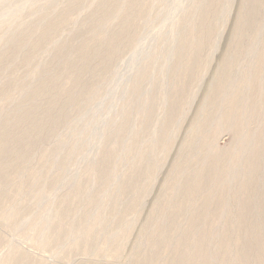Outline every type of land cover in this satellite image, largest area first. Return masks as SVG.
<instances>
[{
    "label": "rangeland",
    "instance_id": "obj_1",
    "mask_svg": "<svg viewBox=\"0 0 264 264\" xmlns=\"http://www.w3.org/2000/svg\"><path fill=\"white\" fill-rule=\"evenodd\" d=\"M0 156V264H264V0H0Z\"/></svg>",
    "mask_w": 264,
    "mask_h": 264
},
{
    "label": "bare ground",
    "instance_id": "obj_2",
    "mask_svg": "<svg viewBox=\"0 0 264 264\" xmlns=\"http://www.w3.org/2000/svg\"><path fill=\"white\" fill-rule=\"evenodd\" d=\"M111 46V45H110ZM106 66V65H105ZM44 85V84H43ZM44 86H42L41 89H43ZM69 94V93H68ZM33 111V110H32ZM52 117V116H51ZM17 119V118H16ZM19 121L21 122H26L28 120H30V115H23L20 119H18ZM55 121V120H54ZM34 124V123H33ZM42 124V123H41ZM41 129V127L38 125H32V124H29V127H27V129H25L22 134L20 135L19 137V141L21 142H24L28 137H29V134L31 131H39ZM8 134H3L1 135V141L2 140H6L8 137H7ZM26 155V154H25ZM25 155L24 154H20L19 157H17V160L21 161L25 158ZM2 157V156H0ZM7 165V164H6ZM8 169V168H7ZM6 171V170H5ZM247 219V218H246ZM246 253V252H245Z\"/></svg>",
    "mask_w": 264,
    "mask_h": 264
}]
</instances>
